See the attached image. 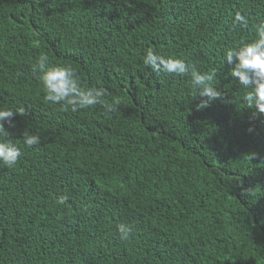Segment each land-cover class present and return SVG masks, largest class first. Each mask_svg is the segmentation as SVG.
Returning <instances> with one entry per match:
<instances>
[{
	"label": "trees",
	"instance_id": "16d2710c",
	"mask_svg": "<svg viewBox=\"0 0 264 264\" xmlns=\"http://www.w3.org/2000/svg\"><path fill=\"white\" fill-rule=\"evenodd\" d=\"M261 21L264 0H0V108L26 109L4 121L23 155L0 166V264H264V116L223 63ZM149 49L216 69L222 99L197 110L190 73L152 72ZM42 53L118 110L46 103Z\"/></svg>",
	"mask_w": 264,
	"mask_h": 264
},
{
	"label": "clouds",
	"instance_id": "9594fccd",
	"mask_svg": "<svg viewBox=\"0 0 264 264\" xmlns=\"http://www.w3.org/2000/svg\"><path fill=\"white\" fill-rule=\"evenodd\" d=\"M246 16L237 12L234 17V27L247 26ZM256 38L251 41H241L238 45L228 48L224 52V61L234 65L231 76L238 81L243 90L242 101L245 107L254 109L253 116H264V21L255 26ZM143 64L152 72L175 74L177 76L191 75V83L196 91V96L202 97L195 105L197 110L207 108L212 102L222 99L223 93L216 87L217 70L200 71L196 66L183 58H166L154 50H147ZM33 70L39 72V80L43 86L44 101L58 105L62 111L77 113L80 110L102 105L105 113L110 114L118 110L123 102L116 98L111 103L103 97L106 90L97 87H84L81 85L77 70L71 65L50 63L46 53L40 54L33 65ZM195 96V97H196ZM25 104H29L26 102ZM26 115L24 107L0 108V166L13 168L23 155L21 147L13 143L8 137L9 132L4 126V121L10 124L14 115ZM249 131H252L250 128ZM23 144L31 148L41 142L38 134L23 131ZM68 200L65 195L57 198L59 205H64ZM110 215L107 216V220ZM126 214L119 211L116 214L114 225L122 239L127 240L134 234L133 226L125 223ZM195 258H202L194 254ZM204 259V258H203ZM206 260V259H205ZM210 262V261H209Z\"/></svg>",
	"mask_w": 264,
	"mask_h": 264
}]
</instances>
